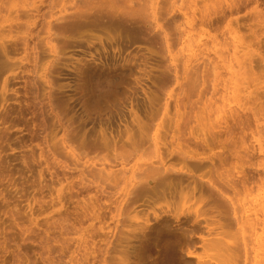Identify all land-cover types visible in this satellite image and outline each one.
I'll return each instance as SVG.
<instances>
[{
  "label": "rangeland",
  "instance_id": "obj_1",
  "mask_svg": "<svg viewBox=\"0 0 264 264\" xmlns=\"http://www.w3.org/2000/svg\"><path fill=\"white\" fill-rule=\"evenodd\" d=\"M261 205L264 0H0V264H230Z\"/></svg>",
  "mask_w": 264,
  "mask_h": 264
},
{
  "label": "bare ground",
  "instance_id": "obj_2",
  "mask_svg": "<svg viewBox=\"0 0 264 264\" xmlns=\"http://www.w3.org/2000/svg\"><path fill=\"white\" fill-rule=\"evenodd\" d=\"M243 186L246 188L248 185L243 182ZM259 211L264 213V205L260 206ZM233 224L237 226L236 233H231L233 234L232 236L230 235L231 237L226 235L230 238V243L228 242L229 244L226 246V255L227 259L230 260V264H264V219L251 218L249 215L246 218L238 217L235 213L232 216V220L219 222V227L224 229ZM253 241L257 245L256 248L252 245Z\"/></svg>",
  "mask_w": 264,
  "mask_h": 264
}]
</instances>
